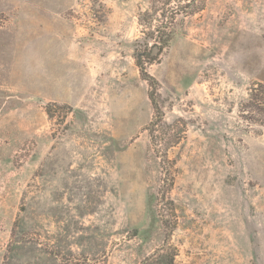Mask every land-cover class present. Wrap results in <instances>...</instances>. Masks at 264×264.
Here are the masks:
<instances>
[{
  "label": "rangeland",
  "instance_id": "rangeland-1",
  "mask_svg": "<svg viewBox=\"0 0 264 264\" xmlns=\"http://www.w3.org/2000/svg\"><path fill=\"white\" fill-rule=\"evenodd\" d=\"M152 1L0 0V264H138L163 217L176 264H264V126L240 113L264 84V0H208L147 66L184 130L169 194L134 59Z\"/></svg>",
  "mask_w": 264,
  "mask_h": 264
},
{
  "label": "trees",
  "instance_id": "trees-1",
  "mask_svg": "<svg viewBox=\"0 0 264 264\" xmlns=\"http://www.w3.org/2000/svg\"><path fill=\"white\" fill-rule=\"evenodd\" d=\"M184 2V1H183ZM208 0H188L186 3H181L177 0H153L151 6L138 15V23L141 27V34L144 42L136 47L134 59L139 68L141 76L149 84V99L154 108V118L147 130L150 132L151 141L156 145V140L164 143L165 150L162 155L159 153L161 164L168 172L167 177L163 180L160 188L161 192L166 191V194L172 190L175 180L176 161L168 157L170 149L176 147L183 140L184 130L178 123L169 125L164 120L163 106L159 103V83L152 77L147 70V66L157 61L158 56L175 37V25L178 17H182L184 22L187 18L195 17L201 14L207 8ZM159 52V54H157ZM59 107L57 104H49L47 106V114L53 116V107ZM68 110V113L73 112V108L69 105L62 106ZM241 117L251 123L264 126V84L256 83L250 89L248 99L242 104L240 109ZM167 127L169 130H159V128ZM161 135H155V133ZM155 141V142H154ZM169 203L173 206L174 202L169 199ZM175 208H173L174 211ZM173 216H175L173 214ZM163 226L165 236L160 247L154 250L153 253L147 255L138 264H176V259L179 255L178 247L172 241V233L177 226V220H166L163 217Z\"/></svg>",
  "mask_w": 264,
  "mask_h": 264
}]
</instances>
